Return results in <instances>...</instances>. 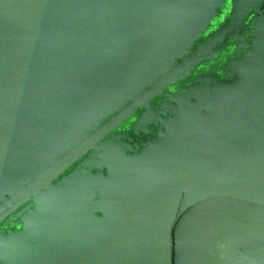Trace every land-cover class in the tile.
<instances>
[{
    "label": "water",
    "instance_id": "water-1",
    "mask_svg": "<svg viewBox=\"0 0 264 264\" xmlns=\"http://www.w3.org/2000/svg\"><path fill=\"white\" fill-rule=\"evenodd\" d=\"M0 264H264V0H0Z\"/></svg>",
    "mask_w": 264,
    "mask_h": 264
}]
</instances>
